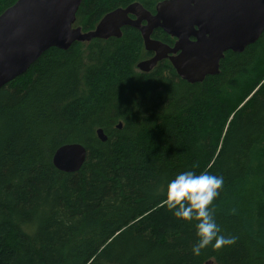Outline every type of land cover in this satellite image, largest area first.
<instances>
[{
    "label": "trees",
    "instance_id": "1",
    "mask_svg": "<svg viewBox=\"0 0 264 264\" xmlns=\"http://www.w3.org/2000/svg\"><path fill=\"white\" fill-rule=\"evenodd\" d=\"M16 1L0 0V14ZM135 1L161 0H82L75 26ZM152 36L171 41L160 28ZM148 55L125 26L50 47L0 88V264H264V31L200 82L169 60L141 71ZM75 142L87 149L82 168L59 170L55 151ZM187 170L224 178L211 207L234 244L193 255L196 221L162 206Z\"/></svg>",
    "mask_w": 264,
    "mask_h": 264
},
{
    "label": "water",
    "instance_id": "2",
    "mask_svg": "<svg viewBox=\"0 0 264 264\" xmlns=\"http://www.w3.org/2000/svg\"><path fill=\"white\" fill-rule=\"evenodd\" d=\"M81 3L17 0L0 14V88L26 73L50 47L66 50L76 41L121 37L125 26L138 29L145 48L155 53L138 62V69L150 71L169 58L181 78L200 82L220 72L227 51L243 52L264 31V0H161L155 13L135 1L107 12L90 30L75 26ZM156 28L175 37L174 45L152 38ZM97 134L102 141L108 138L102 128ZM86 157L83 144L67 143L55 151L53 163L61 171L76 172Z\"/></svg>",
    "mask_w": 264,
    "mask_h": 264
},
{
    "label": "clouds",
    "instance_id": "3",
    "mask_svg": "<svg viewBox=\"0 0 264 264\" xmlns=\"http://www.w3.org/2000/svg\"><path fill=\"white\" fill-rule=\"evenodd\" d=\"M223 185L222 176L208 172L197 174L192 170L179 173L167 185L166 199L162 206L172 211L177 219L196 221L198 239L192 247L194 256H199L202 250L209 246L213 250H220L236 242V237L221 234V228L215 221L211 207Z\"/></svg>",
    "mask_w": 264,
    "mask_h": 264
},
{
    "label": "flooded vegetation",
    "instance_id": "4",
    "mask_svg": "<svg viewBox=\"0 0 264 264\" xmlns=\"http://www.w3.org/2000/svg\"><path fill=\"white\" fill-rule=\"evenodd\" d=\"M156 5H157V3L155 4V6H154V8L153 9H148V10H150L152 13H155L156 12ZM156 29H158V28H156ZM156 29H154V31L156 30ZM160 29H162V28H160ZM163 30V29H162ZM153 31V32H154ZM153 32H152V35H153ZM168 34V33H167ZM171 36V35H170ZM152 38H153V36H152ZM155 39V38H154ZM156 40H158V39H156ZM160 41H162V40H160ZM175 41H176V38L175 37H172L171 36V41H169V42H165V43H167V44H169V45H171V46H173L174 45V43H175ZM164 42V41H163ZM146 49V48H145ZM147 50V49H146ZM148 51V50H147ZM149 52V55H148V57L147 58H145V59H148V58H151V57H153L154 56V52H152V51H148ZM144 60V59H143ZM163 60H169V58H165V59H163ZM163 60H161V61H163ZM160 61V62H161ZM170 61V60H169ZM171 62V61H170Z\"/></svg>",
    "mask_w": 264,
    "mask_h": 264
}]
</instances>
